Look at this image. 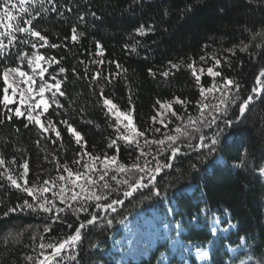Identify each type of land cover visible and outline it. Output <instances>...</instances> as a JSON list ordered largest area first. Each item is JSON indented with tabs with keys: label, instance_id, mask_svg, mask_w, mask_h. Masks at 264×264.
Returning <instances> with one entry per match:
<instances>
[{
	"label": "trees",
	"instance_id": "obj_1",
	"mask_svg": "<svg viewBox=\"0 0 264 264\" xmlns=\"http://www.w3.org/2000/svg\"><path fill=\"white\" fill-rule=\"evenodd\" d=\"M39 56L62 81L43 128L4 79ZM263 75L264 0H0V264H42L76 235L51 264H117L120 225L168 197L187 243L213 242L204 211L230 215L211 264L241 240L231 263L264 264Z\"/></svg>",
	"mask_w": 264,
	"mask_h": 264
},
{
	"label": "rangeland",
	"instance_id": "obj_2",
	"mask_svg": "<svg viewBox=\"0 0 264 264\" xmlns=\"http://www.w3.org/2000/svg\"><path fill=\"white\" fill-rule=\"evenodd\" d=\"M4 79L8 87L6 102L15 106L18 115L43 128V116L49 111L52 101L62 95L61 79L51 73L50 66L40 56L31 63L30 72L7 69ZM164 117L162 114L159 115L160 120ZM216 162L224 163L221 158ZM259 174L264 180V168ZM139 188H142V185ZM195 190V186H189L177 192L176 197L182 194L192 195ZM175 201L174 197L163 198L161 206L147 207L125 220L119 227L120 235H114L112 239V248L108 255L112 256L117 264L141 262L149 259L152 252L163 245L167 247V252L159 257L157 264H170L172 260L180 264H192L193 260L197 264H211V245L187 243L183 240L185 228L181 221L175 219L177 212ZM108 209L105 208L103 211ZM200 219L203 223L209 224L214 240L228 238L236 231V226L230 221L227 213L222 215L218 211H204ZM197 220L193 223L198 224ZM74 242L76 238L70 245H74ZM226 249L231 256V262L237 259L239 254L248 251L245 241L234 247L227 245ZM251 262L250 257H245L237 264Z\"/></svg>",
	"mask_w": 264,
	"mask_h": 264
},
{
	"label": "water",
	"instance_id": "obj_3",
	"mask_svg": "<svg viewBox=\"0 0 264 264\" xmlns=\"http://www.w3.org/2000/svg\"><path fill=\"white\" fill-rule=\"evenodd\" d=\"M66 250H67V246H64L60 251H59V250L55 251V252H54L50 257H48L47 259H49V258H54V257L60 255L62 252L66 251ZM47 259H46V260H47Z\"/></svg>",
	"mask_w": 264,
	"mask_h": 264
},
{
	"label": "bare ground",
	"instance_id": "obj_4",
	"mask_svg": "<svg viewBox=\"0 0 264 264\" xmlns=\"http://www.w3.org/2000/svg\"><path fill=\"white\" fill-rule=\"evenodd\" d=\"M62 248V246L60 248H58V250L60 251ZM52 261V258H49L46 260V263H43V264H50V262Z\"/></svg>",
	"mask_w": 264,
	"mask_h": 264
}]
</instances>
